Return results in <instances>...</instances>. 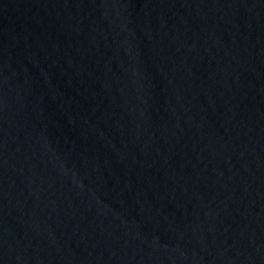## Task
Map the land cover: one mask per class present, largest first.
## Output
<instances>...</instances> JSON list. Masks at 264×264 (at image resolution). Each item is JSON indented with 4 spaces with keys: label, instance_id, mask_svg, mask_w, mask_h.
I'll return each instance as SVG.
<instances>
[{
    "label": "water",
    "instance_id": "1",
    "mask_svg": "<svg viewBox=\"0 0 264 264\" xmlns=\"http://www.w3.org/2000/svg\"><path fill=\"white\" fill-rule=\"evenodd\" d=\"M0 264H264V0H0Z\"/></svg>",
    "mask_w": 264,
    "mask_h": 264
}]
</instances>
